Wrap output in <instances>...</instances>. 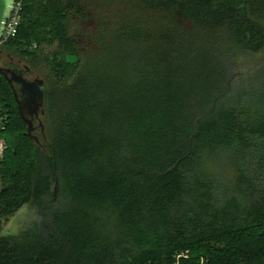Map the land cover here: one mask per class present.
<instances>
[{"label": "trees", "instance_id": "trees-1", "mask_svg": "<svg viewBox=\"0 0 264 264\" xmlns=\"http://www.w3.org/2000/svg\"><path fill=\"white\" fill-rule=\"evenodd\" d=\"M0 51L43 80L49 139L0 74V224L38 216L0 264H264V66L233 83L264 0H22Z\"/></svg>", "mask_w": 264, "mask_h": 264}, {"label": "rangeland", "instance_id": "rangeland-1", "mask_svg": "<svg viewBox=\"0 0 264 264\" xmlns=\"http://www.w3.org/2000/svg\"><path fill=\"white\" fill-rule=\"evenodd\" d=\"M18 59V57L13 56ZM4 59H8V57H2L0 59V66L5 64ZM17 61H15L16 63ZM24 64L23 62H21ZM261 66H264V52L263 53H258L254 55H245V56H239L236 59L235 62V75H234V84H239L242 82L243 79H246L250 73L255 72L258 70ZM2 75V74H1ZM25 77L28 80H33L37 77L36 73L30 72L25 75ZM251 81H264V69H259L258 72V77L256 78H251ZM257 84V83H256ZM16 90L18 91V86L15 85ZM32 124H33V129L31 130V137H36L37 142L42 143L43 149L47 151L48 147V133H47V125L44 120V117L42 114L39 112L38 113V119H31ZM0 143H2V150L0 149V159L3 156V151L4 148L6 147L5 140L4 138L0 137ZM223 162L222 160H220ZM216 166H214V169L216 172H219L221 169V165L219 162L216 161ZM1 187V185H0ZM55 194L54 200L57 201L59 199V196L57 194L56 188H52ZM38 216L35 212L34 207H32L30 204H25L23 207H21L15 214L10 216L9 218L4 219L1 224H0V234L1 235H14L17 234L20 230L23 228L28 227L33 221L37 220Z\"/></svg>", "mask_w": 264, "mask_h": 264}, {"label": "flooded vegetation", "instance_id": "flooded-vegetation-1", "mask_svg": "<svg viewBox=\"0 0 264 264\" xmlns=\"http://www.w3.org/2000/svg\"><path fill=\"white\" fill-rule=\"evenodd\" d=\"M0 55L2 57H8V59H4V63L2 68L7 69L8 72L5 74V76H8L12 80V86L15 84L18 86V91H15L16 94V99L19 102V106L22 108H25L29 119H38V113L40 112L39 110V105H38V100L24 97L25 93L22 92V85L19 82V79H23L24 81H32L28 80L25 75L28 73V66L26 64H22L21 60L18 58H15L13 56H10L4 51H0ZM15 61H17L15 63ZM34 80V79H33ZM34 127V126H33ZM32 127V129H33Z\"/></svg>", "mask_w": 264, "mask_h": 264}, {"label": "water", "instance_id": "water-1", "mask_svg": "<svg viewBox=\"0 0 264 264\" xmlns=\"http://www.w3.org/2000/svg\"><path fill=\"white\" fill-rule=\"evenodd\" d=\"M14 4V0H0V37L3 31L4 23L9 16L12 7ZM8 72L7 69L0 67V74L4 75ZM7 81L12 85V80L10 77L5 76ZM20 84L22 85V92L25 93L27 98L38 100V105L42 100V91H43V80L40 78H35L32 81H24L23 79H19ZM16 97V94H15ZM19 110L21 112V106H19ZM25 123L27 124V132L31 135V130L33 127L32 121L29 118L23 116ZM37 140L36 137H34Z\"/></svg>", "mask_w": 264, "mask_h": 264}, {"label": "built area", "instance_id": "built-area-1", "mask_svg": "<svg viewBox=\"0 0 264 264\" xmlns=\"http://www.w3.org/2000/svg\"><path fill=\"white\" fill-rule=\"evenodd\" d=\"M21 2L22 0H14L12 10L4 23L3 31L0 37V43H4L8 41L17 34L19 20H20ZM6 121H7V114L4 108L2 107L0 101V132L4 129ZM2 146H3L2 143H0L1 150H2ZM200 262L201 264H203L204 261L201 260Z\"/></svg>", "mask_w": 264, "mask_h": 264}]
</instances>
